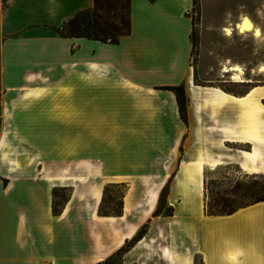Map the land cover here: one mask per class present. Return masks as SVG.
<instances>
[{"label":"crops","instance_id":"crops-1","mask_svg":"<svg viewBox=\"0 0 264 264\" xmlns=\"http://www.w3.org/2000/svg\"><path fill=\"white\" fill-rule=\"evenodd\" d=\"M192 4L129 0V33L110 43L57 32L93 0H0V264H97L145 225L123 264H195L191 243L201 264H264V201L205 215L196 169L264 163V84L195 80ZM111 184L121 214L102 216ZM54 188L67 190L58 214ZM163 191L182 241L149 238Z\"/></svg>","mask_w":264,"mask_h":264},{"label":"rangeland","instance_id":"rangeland-1","mask_svg":"<svg viewBox=\"0 0 264 264\" xmlns=\"http://www.w3.org/2000/svg\"><path fill=\"white\" fill-rule=\"evenodd\" d=\"M188 15L191 17L193 24L191 66L197 82H211L210 84H216L229 92H243L246 86L240 83L242 81L232 78L233 72L230 71L219 76V65L217 64L219 61L227 60L241 66L243 73L240 76L243 81L250 79L253 80L254 84H264V71L259 72L260 67L264 66V0H193ZM243 16L249 17L253 24L259 28V35H255L252 30L239 31L235 25L240 22ZM224 27H229L231 32L226 34L223 30ZM214 79L222 81H210ZM262 102L264 104V100ZM253 121L256 128V118ZM252 162L249 169H244L240 164L234 163L205 165L202 175L203 179L206 180L207 193L210 198L216 201L225 200L228 205L248 204L247 206H249L263 202L251 203L253 197L264 196V163L257 165V159ZM182 169L186 171L188 167L183 166ZM122 189V186L110 188L107 196L113 198L111 203L106 204L108 210L116 209L117 200L115 197L119 195ZM66 194L67 190H58L59 200H61V197H65ZM158 200L156 213H159L162 218L157 220L160 222L154 224L149 238H158V241L162 244H165V241L168 240L182 241L180 228L174 231L170 230L172 226H180L181 218H174L176 220L172 224L166 222L168 215L172 213L173 206L166 203L165 191L160 194ZM143 227L147 231V226ZM187 241H197L196 235H191ZM191 248L195 254V264H201L194 243H191ZM126 250L114 254L103 264H123L122 256ZM134 256V254H131L129 256L130 260ZM153 256L157 257L156 254H153ZM131 264L137 263L133 262Z\"/></svg>","mask_w":264,"mask_h":264},{"label":"trees","instance_id":"trees-1","mask_svg":"<svg viewBox=\"0 0 264 264\" xmlns=\"http://www.w3.org/2000/svg\"><path fill=\"white\" fill-rule=\"evenodd\" d=\"M130 30V20H129V0H93V5L89 8H85L77 11L70 19L64 22L60 27L57 28V32L61 36L65 37H85L90 39H96L104 42L117 43L119 39L127 35ZM178 105L179 111L183 120H186L185 112V95L182 86L173 87ZM204 190V214L208 216H224L230 215L233 212L237 211L241 207H245L248 204L244 205H228V202L216 201L210 198L207 191L206 180L204 179L203 183ZM118 187V185L111 184L104 188L103 198L98 209V213L102 216L109 215H120L121 214V194L116 198V209L108 210L106 206L107 203L112 202V196H107L110 188ZM57 188L52 190L53 195V204L52 211L54 214H58L61 211V208L67 198L61 197L59 200ZM121 192V191H120ZM213 200V201H212ZM264 201V196L253 197L252 202ZM146 231L145 227H142L137 234L132 237L130 240L121 246L115 254H119L126 250L128 247L132 246L139 239L144 232ZM113 256V255H112ZM111 256V257H112ZM109 257L108 259H110ZM106 259V260H108ZM99 262L97 264H103Z\"/></svg>","mask_w":264,"mask_h":264},{"label":"bare ground","instance_id":"bare-ground-1","mask_svg":"<svg viewBox=\"0 0 264 264\" xmlns=\"http://www.w3.org/2000/svg\"><path fill=\"white\" fill-rule=\"evenodd\" d=\"M240 32H243V31H254V34L255 35H259L260 34V30L258 27H256L252 20L247 17V16H243L242 19L240 20V22L236 23L235 25ZM225 31L226 34H229L231 32V29L229 27H224L223 29ZM260 71H264V66H261ZM223 71L224 72H233L232 74V78L237 80V81H243L242 77L240 76L242 73H243V69L241 68V66L237 63H233V64H230L228 66H224L223 67ZM249 157H252L253 160H255V153H251V154H248ZM219 162H213L212 165H217ZM242 168L244 169H249V167H247L245 164H243L241 166ZM196 169L198 171V173H202L203 171V166L201 165V162H198V164L196 165ZM252 170H256L255 168H251Z\"/></svg>","mask_w":264,"mask_h":264}]
</instances>
